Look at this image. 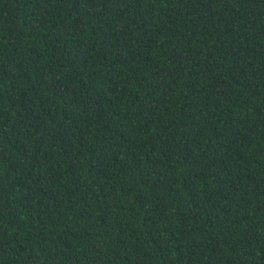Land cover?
I'll return each instance as SVG.
<instances>
[{
    "label": "trees",
    "instance_id": "obj_1",
    "mask_svg": "<svg viewBox=\"0 0 264 264\" xmlns=\"http://www.w3.org/2000/svg\"><path fill=\"white\" fill-rule=\"evenodd\" d=\"M0 264H264V0H0Z\"/></svg>",
    "mask_w": 264,
    "mask_h": 264
}]
</instances>
